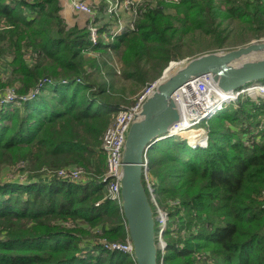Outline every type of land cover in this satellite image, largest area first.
Wrapping results in <instances>:
<instances>
[{
    "label": "trees",
    "instance_id": "obj_1",
    "mask_svg": "<svg viewBox=\"0 0 264 264\" xmlns=\"http://www.w3.org/2000/svg\"><path fill=\"white\" fill-rule=\"evenodd\" d=\"M84 1L95 44L89 17L75 12L84 25L68 24L60 0H0V62L11 74L0 71V264H135L102 241L127 239L102 181V136L125 93L117 79L145 81L197 37L219 43L223 22L264 32V0H143L132 27L106 41L118 19L130 25L132 8L108 16L106 0ZM201 125L206 146L180 136L154 146L142 177L166 214L164 247L155 219L157 264H264V98L238 97ZM77 168L79 179L56 176Z\"/></svg>",
    "mask_w": 264,
    "mask_h": 264
},
{
    "label": "water",
    "instance_id": "obj_2",
    "mask_svg": "<svg viewBox=\"0 0 264 264\" xmlns=\"http://www.w3.org/2000/svg\"><path fill=\"white\" fill-rule=\"evenodd\" d=\"M203 75L210 77L214 96L222 93L228 97L245 85L264 81V40L228 50L205 52L174 62V66L170 62L157 80L154 91L130 122L122 148L119 194L135 264H157L159 242L155 238L158 216L153 214L142 183L147 172L143 159L159 141L170 138L173 126L184 120V109L176 102L174 94ZM216 102L223 103L220 97ZM196 137L200 135L193 139Z\"/></svg>",
    "mask_w": 264,
    "mask_h": 264
},
{
    "label": "built area",
    "instance_id": "obj_3",
    "mask_svg": "<svg viewBox=\"0 0 264 264\" xmlns=\"http://www.w3.org/2000/svg\"><path fill=\"white\" fill-rule=\"evenodd\" d=\"M69 2V5L71 9L74 12L83 13L89 17L88 22V28L90 30V40L92 44H95L97 42L98 38V32L96 28V22L94 21L95 17V11L91 7V5L87 4L84 0H67ZM170 1H176V0H170ZM141 2V0H106V6H105V14L108 16H118L121 12H125L126 10L129 11V8H132V20L130 22V25H125L123 20L118 19L116 21V25L112 26V28L108 29L107 32L103 33V39L108 41V39L118 36L123 32V29L125 27L131 28L133 25V20L135 17V8L136 6ZM157 84V80L151 82L148 84L141 93L136 97L135 102L130 107H124L119 108L116 111L114 121L107 127L105 132L102 136V143L101 148L105 156V163H104V174L102 177V181H106V187L105 191L112 200L117 202L120 207L121 199L119 194V182H120V176H121V156H122V148L125 141V134L127 131V128L130 124V122L133 120L134 116L140 111L141 105L143 102L149 97L150 94L154 91ZM210 86V77L208 75H203L202 77L198 78L197 80L191 82L188 85H185L181 87L175 94V100L177 103H180L184 95H191V92L194 93V95L197 96V99L195 102L194 108H199V111L207 110L209 108L217 107L215 109V114H217L219 111L223 109V107L230 102H234L238 97L241 96H251V97H262L264 98V82L263 83H251L248 85L243 86L239 90L235 91L234 93L228 95L230 98L228 101H223L221 105L217 104L216 100L219 96H214V94L211 92L207 96L204 95V93L208 90ZM37 91H34L33 93H36ZM7 97H11L12 93L7 92ZM227 97V98H228ZM190 103V101H189ZM193 103V102H192ZM186 105V104H185ZM187 108L189 107L190 111L186 113L184 120L187 119L189 124L186 126V121H181L173 126V130L169 133L171 137L178 135L180 133L185 134L186 130L192 127L194 124H196L197 121L200 120H207L206 117L197 116L198 118H195L196 115L194 114V109L191 108L190 104H187ZM187 111V110H186ZM213 114V116L215 115ZM197 138L193 139L195 144L191 145L192 147H195L197 145L199 146H206V139L207 137ZM203 139V140H202ZM149 165V157L148 155L144 157L143 159V166L147 168L148 170ZM83 174L82 169H60L57 172V177L60 179H68V180H76L81 177ZM147 177V172L145 174ZM121 210V207H120ZM159 211V210H158ZM165 214L161 215V213L158 214V221L161 224V229L158 234L159 241L162 243V228L164 225ZM162 245V244H161ZM103 247L106 249H113V250H120L122 252L129 253L132 258V247L128 240L124 243H116V242H107L103 241Z\"/></svg>",
    "mask_w": 264,
    "mask_h": 264
},
{
    "label": "rangeland",
    "instance_id": "obj_4",
    "mask_svg": "<svg viewBox=\"0 0 264 264\" xmlns=\"http://www.w3.org/2000/svg\"><path fill=\"white\" fill-rule=\"evenodd\" d=\"M142 1L143 0H141V2L139 4H141ZM168 1H170V0H168ZM151 4L154 5V3H151ZM131 13H133V12L131 11ZM74 14L75 15L72 16V22L70 20L68 22L67 19L63 16L65 18V21H67V23L70 25L74 24L76 19H78V15H77L78 13H74ZM131 16H132V14H130V18H131ZM123 23L125 25L129 24V23L127 24L126 22H123ZM240 25L241 24L237 23L236 21L232 22V23L223 22L221 27L225 29V31H226L225 34L228 35V37L219 40L218 41L219 43H217L216 39L214 37H212L211 35L204 36L201 38L197 37V40H192L190 43L188 42L186 44V46H184L181 49L180 54L174 60L169 61V63L170 62L178 63V62H180L186 58H189V57H192L195 55H199V54H202L205 52L228 50V49H232V48H235V47H238L241 45H245V44L250 43L252 41L264 40V32H263V34L256 36V34L252 30H246L245 28H241ZM94 55H95V53L92 52V53H88L87 56L90 57V56H94ZM110 59H112L111 65L113 66V68L116 70V73L118 74L120 71V68H121V64L118 62V59L115 55H110ZM168 64L165 65V67H162L160 70H157V71L152 72V73H150L149 69H147V72L149 71V73L145 74V76H144L145 81H143V82L133 81V79H131V78L127 79V80H122V81H119L120 79L119 80L117 79V83H115V84H117L116 88L121 89V90H125L124 91L125 93H120L122 95L123 99L121 100L122 103H120V106L117 109H119L120 107H125V106L129 105L132 102V100L134 101V99H136V97L141 93V91L148 84H150L152 81L158 80L161 77L164 69L168 66ZM9 69L10 68L7 69V66L5 64L0 62V71L2 72L1 75L3 76V78H7V77L11 76V74L6 73V71ZM150 74H152V75H150ZM116 78H118V77H116ZM188 110L190 111L189 107L187 108L185 115L188 112ZM202 121L203 120L197 121L196 124H194L192 127H190L189 129L186 130L185 134L180 133V134L175 135L173 137H170L166 140L159 141L155 145L156 146L155 150L156 151L158 149L160 150L161 148H163V146L165 144L168 143V141L171 142L172 141L171 139H177L178 136L185 138L187 143H189L190 145L195 144L194 141L192 140L195 137V135H197V136L200 135L199 138L207 137L206 128H205V126L201 125ZM199 129H201V132H198L196 134V131L194 132V130H199ZM190 134H191V136H190ZM195 141H198V140L195 139ZM153 154H154V151L151 149L148 153L150 160H151ZM48 176H51V175L48 174ZM148 187L151 191L152 188L150 187L149 182H148ZM154 199H155V196L152 193L151 194V200L154 201ZM159 209L161 211L165 212L163 208L158 206V204H157L156 209L153 208L152 210L155 213L157 211V213L159 214V212H158ZM162 219L165 222L166 215H165V219L164 218H162ZM157 239H159V236H157ZM102 241H104V239ZM162 241H163V239H162ZM115 242L118 243L117 241H115ZM161 244L163 247V245H164L163 242Z\"/></svg>",
    "mask_w": 264,
    "mask_h": 264
},
{
    "label": "bare ground",
    "instance_id": "obj_5",
    "mask_svg": "<svg viewBox=\"0 0 264 264\" xmlns=\"http://www.w3.org/2000/svg\"><path fill=\"white\" fill-rule=\"evenodd\" d=\"M171 65L172 66H174V62H171ZM211 92H213V90L211 89V87L209 86V88H208V90L204 93V95L205 96H207L209 93H211ZM218 97H220V99H221V101H223V100H225V99H227V95L226 94H220ZM229 98V97H228ZM197 99V96L196 95H194V93L193 92H191V95H184V97L182 98V100L180 101V106L181 107H183V113H185L186 112V110H187V104H190V106H191V108L192 109H194L195 111H194V114L193 115H196V117L195 118H198L197 116H204V117H206L207 119L208 118H210L213 114H215L216 112H215V109L217 108V107H215V106H217V105H215L214 107H212V108H209V109H207V110H204V112L202 111H199V108H194L195 107V100ZM189 101H190V103H189ZM228 101V100H227ZM193 102V103H192ZM218 102V101H217ZM186 104V105H185ZM214 108V109H213ZM207 114V115H206ZM206 115V116H205ZM184 121H186L187 123L185 124L186 126L189 124V122L187 121V119H185ZM207 141V140H206ZM206 144V143H205ZM153 196V195H152ZM159 213H161V215L163 214H165L163 211H161L160 209H159V211H158ZM166 215V214H165Z\"/></svg>",
    "mask_w": 264,
    "mask_h": 264
},
{
    "label": "crops",
    "instance_id": "obj_6",
    "mask_svg": "<svg viewBox=\"0 0 264 264\" xmlns=\"http://www.w3.org/2000/svg\"><path fill=\"white\" fill-rule=\"evenodd\" d=\"M60 4H61V14L67 19V21L69 22V20L72 22V16H74L75 12L71 9L69 2L67 0H60ZM125 18L127 19V14L124 13ZM80 21L78 22L79 25H84V21H85V15L84 16H78Z\"/></svg>",
    "mask_w": 264,
    "mask_h": 264
}]
</instances>
